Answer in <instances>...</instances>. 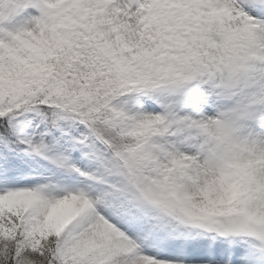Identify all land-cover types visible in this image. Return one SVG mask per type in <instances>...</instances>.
<instances>
[{"label":"snow or ice","instance_id":"1","mask_svg":"<svg viewBox=\"0 0 264 264\" xmlns=\"http://www.w3.org/2000/svg\"><path fill=\"white\" fill-rule=\"evenodd\" d=\"M0 264H264V0H0Z\"/></svg>","mask_w":264,"mask_h":264}]
</instances>
